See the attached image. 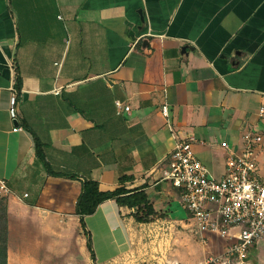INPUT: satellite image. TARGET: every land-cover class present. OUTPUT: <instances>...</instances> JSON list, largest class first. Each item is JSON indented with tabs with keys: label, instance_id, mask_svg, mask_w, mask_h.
Instances as JSON below:
<instances>
[{
	"label": "crops",
	"instance_id": "obj_1",
	"mask_svg": "<svg viewBox=\"0 0 264 264\" xmlns=\"http://www.w3.org/2000/svg\"><path fill=\"white\" fill-rule=\"evenodd\" d=\"M262 110L264 0H0L9 264L16 251L48 260L71 259L75 245L85 252L76 206L86 181L144 191L153 209L110 199L85 217L103 262L130 251L137 227L149 235L183 224L181 192L162 179L177 143L222 178V144L239 154L245 130L264 134ZM256 159L264 181V142Z\"/></svg>",
	"mask_w": 264,
	"mask_h": 264
},
{
	"label": "built area",
	"instance_id": "obj_2",
	"mask_svg": "<svg viewBox=\"0 0 264 264\" xmlns=\"http://www.w3.org/2000/svg\"><path fill=\"white\" fill-rule=\"evenodd\" d=\"M12 90L9 113L16 119L18 93ZM162 113L168 116V106H163ZM19 129L15 127L14 131ZM243 140L239 154L227 143L222 144L230 152L222 178L210 174L187 141L177 143L162 172V179L181 192L188 225L203 239L216 236L226 243L223 264H250L255 248L264 242V181L259 176L256 159L264 134L247 129ZM11 192L7 180L0 177V198L9 197Z\"/></svg>",
	"mask_w": 264,
	"mask_h": 264
},
{
	"label": "rangeland",
	"instance_id": "obj_3",
	"mask_svg": "<svg viewBox=\"0 0 264 264\" xmlns=\"http://www.w3.org/2000/svg\"><path fill=\"white\" fill-rule=\"evenodd\" d=\"M3 208H5L4 202L0 203V214L3 213ZM179 218L185 220L183 224L171 226L164 231L158 228L157 233L153 232L154 236H150L153 234L152 232L146 235L145 230L137 227V236L133 239L130 251L109 261L103 262L97 259L96 262H93L86 244H84L86 250L83 253H81L80 245H75V248L70 252L71 259L64 257L62 260H51L50 258L48 260L44 256L36 259L33 251H27L28 254L26 253L25 257L16 251L15 256L18 258H14L12 255L11 262L13 264L16 261H26L27 264H34V262L45 261L47 264H52L51 260L53 263L58 261L62 264H208L209 262L223 264L226 260L224 254L226 243L216 236H207V239H203L188 225V212L185 209ZM2 225L3 221L0 219V227ZM13 242L22 244L21 240L17 239H14ZM250 264H264V242L255 248L250 257Z\"/></svg>",
	"mask_w": 264,
	"mask_h": 264
},
{
	"label": "trees",
	"instance_id": "obj_4",
	"mask_svg": "<svg viewBox=\"0 0 264 264\" xmlns=\"http://www.w3.org/2000/svg\"><path fill=\"white\" fill-rule=\"evenodd\" d=\"M36 153L48 167L45 162V157L42 154V144L39 140L36 141ZM124 179L125 178L122 180L124 181ZM110 199L116 200L120 206H127L130 209L137 208L139 211L143 208H147L149 213H153V209L148 204V198L144 191L131 192L125 188H119L113 192H102L100 191L99 184L96 181H86L83 184L82 193L77 202L76 214L80 217L81 227L84 235L87 237V249L93 262H96L97 258L94 250L92 235L87 229L85 217L93 215L97 211L99 205ZM0 201V203H5L3 199H0ZM136 217L140 222L146 221L143 217H139L138 215ZM0 219L3 221V225L0 227V264H8L9 227L6 203L5 208H3V213L0 214ZM208 264L214 263L209 262Z\"/></svg>",
	"mask_w": 264,
	"mask_h": 264
}]
</instances>
